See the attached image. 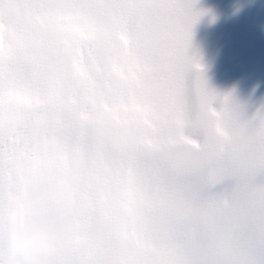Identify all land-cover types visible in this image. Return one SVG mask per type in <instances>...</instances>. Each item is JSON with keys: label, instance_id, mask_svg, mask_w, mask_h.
I'll use <instances>...</instances> for the list:
<instances>
[{"label": "snow or ice", "instance_id": "snow-or-ice-1", "mask_svg": "<svg viewBox=\"0 0 264 264\" xmlns=\"http://www.w3.org/2000/svg\"><path fill=\"white\" fill-rule=\"evenodd\" d=\"M198 4L0 0V264L35 166L51 264H264V105L211 86Z\"/></svg>", "mask_w": 264, "mask_h": 264}, {"label": "clouds", "instance_id": "clouds-1", "mask_svg": "<svg viewBox=\"0 0 264 264\" xmlns=\"http://www.w3.org/2000/svg\"><path fill=\"white\" fill-rule=\"evenodd\" d=\"M55 169L35 166L31 173V194L21 197L8 210V264H51V253L58 250L67 223L45 219L38 205L49 199L43 185L58 177ZM61 198L63 193H57Z\"/></svg>", "mask_w": 264, "mask_h": 264}, {"label": "bare ground", "instance_id": "bare-ground-1", "mask_svg": "<svg viewBox=\"0 0 264 264\" xmlns=\"http://www.w3.org/2000/svg\"><path fill=\"white\" fill-rule=\"evenodd\" d=\"M223 4L225 5L224 9L226 10L227 16L230 17L231 15V19H234L236 16L237 21V23L233 24V26L228 25L226 30L230 39L229 41L227 40L230 42V48L227 53L232 55L233 52H236L237 55H239L241 53L239 49L245 51L246 55L249 53L254 55L255 53L257 55V64L258 62H262L261 65H264V60H262V58H264V0H223ZM223 4H220V7ZM220 7L218 8L221 9ZM222 13L225 14L224 12ZM199 28L200 26L198 29ZM194 36L196 35L194 34ZM202 42L203 40L201 43ZM215 48L211 46L207 47L202 54H199L198 52L202 49V47H200L197 52L201 58V63L206 68L205 74H207L209 79L218 86L220 82H222L223 92H230V90L233 89L232 91H234L237 99L240 102L243 101V104H245L244 98L241 99L242 96H240L239 90V84L243 89L244 81L242 79L243 72L241 68V61L239 60L240 63L236 62L235 64L230 62L232 66L229 65L227 69L224 61L226 58L229 61L230 58L225 55V52H223L222 49H218L217 51ZM248 66H250L248 68L250 69V63ZM224 84L225 87H223ZM218 86L216 89L221 91L218 89Z\"/></svg>", "mask_w": 264, "mask_h": 264}, {"label": "rangeland", "instance_id": "rangeland-1", "mask_svg": "<svg viewBox=\"0 0 264 264\" xmlns=\"http://www.w3.org/2000/svg\"><path fill=\"white\" fill-rule=\"evenodd\" d=\"M220 4H223V0H199L198 7L205 10L207 14L201 18L200 22L195 27L194 34L196 36L193 38V47L196 52L202 47L201 51L198 52L199 54H202L207 47H216L215 49H217V51L218 49H222L223 52H225V55L230 58L229 61L232 64H235L236 62L240 63L239 60L241 61L243 72L242 79L244 81L243 89L239 84L240 96H242L241 99L244 98L249 113H252L261 105H264V65H261L262 62H258L257 64V55L255 53L254 55L250 53L246 55L245 51H242L241 49H239L241 52L239 55H237L236 52H233L234 55H229L227 53L230 48V42H228L230 39L226 30L228 25L233 26L237 21L236 16L234 19H231V15L230 17L227 16L226 10L224 9L225 5L223 4L220 7ZM199 26L200 31L198 29ZM202 40L203 42L201 43ZM262 60H264V58H262ZM249 63L251 65L250 69H248L250 67L248 66ZM241 103H243V101Z\"/></svg>", "mask_w": 264, "mask_h": 264}]
</instances>
